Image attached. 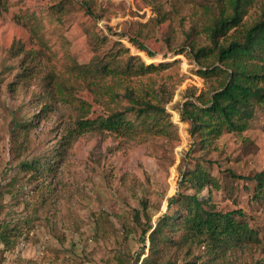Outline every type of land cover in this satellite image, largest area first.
Segmentation results:
<instances>
[{"label": "rangeland", "instance_id": "rangeland-1", "mask_svg": "<svg viewBox=\"0 0 264 264\" xmlns=\"http://www.w3.org/2000/svg\"><path fill=\"white\" fill-rule=\"evenodd\" d=\"M209 2L7 0L0 15V264H120L122 258L132 264L143 248V258L149 254L151 233L146 245L140 241L148 216L153 232L164 214L176 210L177 205L169 209V199L181 193L196 194L219 211L243 210L262 243L213 263L206 262L201 249L190 257L186 249H172L164 261L172 257L176 264H264V205L254 199L256 182L251 179L264 172V107L255 109L245 132L225 134L209 150L190 135V125L180 116L183 102L207 88L195 74L198 65L188 43L193 39L199 46L210 44L202 30L190 34L192 25L202 27L200 8ZM263 11L264 0H259L250 14ZM23 14L37 16L39 38L17 22L16 16ZM15 41L39 52L34 62L10 54ZM139 44L155 56L149 57ZM134 57L146 64L172 63L129 84L165 89L167 97L173 96L166 111L177 132L133 140L79 128L84 105L93 104L87 118L102 115L94 102L100 88L87 70L107 63L125 69ZM49 71L65 75L74 91H66L65 100L55 99L44 115L43 81ZM100 95L109 101L103 89ZM30 117L34 122L27 130L15 127ZM71 128L78 134L62 157L51 160L55 170L44 177L22 165L48 155ZM198 164L219 188H192L183 179V173ZM231 171L247 179H234Z\"/></svg>", "mask_w": 264, "mask_h": 264}, {"label": "trees", "instance_id": "trees-1", "mask_svg": "<svg viewBox=\"0 0 264 264\" xmlns=\"http://www.w3.org/2000/svg\"><path fill=\"white\" fill-rule=\"evenodd\" d=\"M258 1L210 0L200 8L205 20L202 27L197 29L195 24L192 25L190 34H199L202 30L210 41L206 46L197 45L193 39L188 43V52L198 65L195 74L204 81L207 88L198 96L194 94L192 99L183 102L180 116L182 122L190 125V135L198 138L204 149H211L225 134L241 135L249 128L255 109L264 107V11L257 16L250 14ZM6 3L7 0H0V15L6 9ZM16 20L39 38L40 23L35 14L17 15ZM138 48L149 57L155 56L142 44ZM185 50L187 48L182 49L181 54ZM10 54L14 57L23 55V62H34L39 52L26 50L20 41H15ZM171 66L172 63L146 64L142 58L134 57L125 69L119 65L112 67L108 63L88 69L93 81H96L95 86L105 91L109 101L102 100L100 90L97 89L94 102L101 107L102 115L87 118L93 109V104L87 102L88 105H84L85 109L77 119L79 128L115 133L133 140L175 134L177 126L166 111V104L173 96L167 97L165 89L156 91L150 85L133 87L129 84L132 78L158 74ZM29 70L26 67L24 74L27 75ZM108 79L109 83L101 84ZM213 79L216 80L215 84L212 83ZM43 85L47 89L41 100L45 105L41 110L44 115L52 110L55 99L65 100V92L72 95L74 91L69 79L56 71H49ZM125 100L127 104L124 103ZM33 122V118H25L17 121L15 127L27 130ZM77 134L76 129L67 130L61 142L48 155L22 165L31 168L39 176H47L55 170L51 160L62 157ZM230 173L234 179H247L232 171ZM183 179L191 182L192 188H203L206 185L219 188L217 180L201 164L185 171ZM251 179L256 182L254 199L264 205V172ZM173 205H177L174 213L164 214L153 232L152 221L148 216L140 241L146 245L147 236L151 233L149 254L143 258V248L132 264H176L177 259L172 257L164 261L172 249H186L189 257L193 255L194 249H201L207 258L206 262L213 263L249 244L262 243L259 231L250 224L246 213L241 209L219 211L215 205L196 194L182 193L169 199V209ZM139 216L138 212L136 219ZM126 263L122 258L120 264ZM185 264L196 263L191 260Z\"/></svg>", "mask_w": 264, "mask_h": 264}]
</instances>
